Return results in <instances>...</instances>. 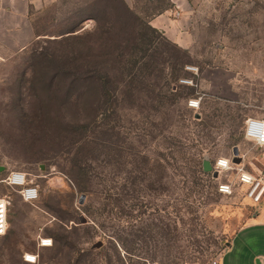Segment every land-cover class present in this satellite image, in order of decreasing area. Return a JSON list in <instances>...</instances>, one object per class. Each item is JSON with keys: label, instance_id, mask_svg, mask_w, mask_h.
Masks as SVG:
<instances>
[{"label": "rangeland", "instance_id": "374dc122", "mask_svg": "<svg viewBox=\"0 0 264 264\" xmlns=\"http://www.w3.org/2000/svg\"><path fill=\"white\" fill-rule=\"evenodd\" d=\"M177 11L188 48L151 25ZM31 22L38 39L0 57V179L24 172L40 195L0 184V264H219L259 205L238 175L257 154L245 121L264 117V0H39Z\"/></svg>", "mask_w": 264, "mask_h": 264}, {"label": "crops", "instance_id": "0c3cea01", "mask_svg": "<svg viewBox=\"0 0 264 264\" xmlns=\"http://www.w3.org/2000/svg\"><path fill=\"white\" fill-rule=\"evenodd\" d=\"M38 1L0 0V57L15 56L38 39L31 22L32 9ZM167 13L154 18L151 25L164 28L166 35L188 48L187 34L172 26L184 19L181 13L176 15L178 19L170 18ZM227 246L219 264H264V199L258 205L256 215L248 219Z\"/></svg>", "mask_w": 264, "mask_h": 264}, {"label": "built area", "instance_id": "2783aa9c", "mask_svg": "<svg viewBox=\"0 0 264 264\" xmlns=\"http://www.w3.org/2000/svg\"><path fill=\"white\" fill-rule=\"evenodd\" d=\"M175 15H179V12ZM187 71H192L187 67ZM182 83H191L184 79ZM191 108H197L199 101L194 99L189 101ZM244 139L251 142L257 150L253 161L248 165L249 170L241 167L239 169L238 182L240 186L245 187V195L255 204H260L264 199V118L248 117L244 126ZM216 171L222 173L232 169V161L229 158L219 159L215 164ZM0 184H4L15 189L26 203H34L39 199V187L31 180L28 175L20 171H11L5 177L0 179ZM220 193H230L232 185L224 183L220 185ZM8 207L9 203L5 198L0 197V235L6 233L8 229ZM53 245V239L47 236L39 238L38 248H48ZM39 254L35 252H26L22 255V260L14 264H38ZM161 264V263H149Z\"/></svg>", "mask_w": 264, "mask_h": 264}, {"label": "trees", "instance_id": "16d2710c", "mask_svg": "<svg viewBox=\"0 0 264 264\" xmlns=\"http://www.w3.org/2000/svg\"><path fill=\"white\" fill-rule=\"evenodd\" d=\"M125 10L130 14L131 13V11H130V9L128 8V6L127 7H125ZM129 16H132V13H131V15H129ZM129 16H128V18H129ZM79 30V28L77 27H75V28H73L71 31H69V33H71V35H69V36H67V37H63L62 38V41H66V42H68V41H70V40H73V39H78L80 36H78V34H74L75 32H77ZM106 34L107 33H109V31H107V32H105ZM78 62H82V57H80V55L78 54V55H68L67 57H64V58H61V59H59L58 58V66L59 67H61V69H63V74L65 75V76H68L69 75V71L70 70H72L73 69V67H79V65L77 64ZM102 86V91L103 92H106L107 91V89L106 88H104L105 86H103V85H101ZM103 94H106V93H103ZM204 166V165H203ZM204 170H205V168H204ZM206 171V170H205ZM206 172H208L209 173V171H206ZM6 186V185H5ZM8 187V186H7ZM10 188V187H9ZM53 246V245H52ZM51 246V247H52ZM48 248H50V247H48Z\"/></svg>", "mask_w": 264, "mask_h": 264}, {"label": "water", "instance_id": "95a60500", "mask_svg": "<svg viewBox=\"0 0 264 264\" xmlns=\"http://www.w3.org/2000/svg\"><path fill=\"white\" fill-rule=\"evenodd\" d=\"M238 153H239V150H238V147H234V158L232 159V161L234 163H239L241 160L240 157H238ZM206 171H211L212 170V166L211 164L208 162V161H205L204 162V166ZM4 170V168L2 166H0V173ZM215 174L217 175L218 172L215 171ZM85 222V221H84Z\"/></svg>", "mask_w": 264, "mask_h": 264}]
</instances>
